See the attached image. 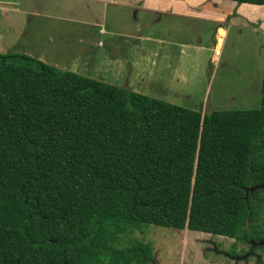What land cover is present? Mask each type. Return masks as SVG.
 Instances as JSON below:
<instances>
[{
    "label": "trees",
    "instance_id": "1",
    "mask_svg": "<svg viewBox=\"0 0 264 264\" xmlns=\"http://www.w3.org/2000/svg\"><path fill=\"white\" fill-rule=\"evenodd\" d=\"M149 224L264 239V77L203 113L0 53V264H152Z\"/></svg>",
    "mask_w": 264,
    "mask_h": 264
},
{
    "label": "rangeland",
    "instance_id": "2",
    "mask_svg": "<svg viewBox=\"0 0 264 264\" xmlns=\"http://www.w3.org/2000/svg\"><path fill=\"white\" fill-rule=\"evenodd\" d=\"M190 1L0 0V53L27 54L203 113L260 107L262 23L243 17L231 26L227 18L229 35L221 48L225 31L217 30L216 46L219 24L205 16L147 6L175 8ZM144 228L132 237L151 245L152 264H264V247L246 262L232 254L233 238L154 224ZM243 248L248 249L238 243L236 250Z\"/></svg>",
    "mask_w": 264,
    "mask_h": 264
},
{
    "label": "crops",
    "instance_id": "3",
    "mask_svg": "<svg viewBox=\"0 0 264 264\" xmlns=\"http://www.w3.org/2000/svg\"><path fill=\"white\" fill-rule=\"evenodd\" d=\"M178 2H181V0H178ZM213 3L215 4V6H212ZM147 6L153 7L155 9L171 10L175 14H182L191 18L193 17V15H195L196 18L205 16V18H203L204 20H211L212 22L219 24L216 28V35L218 39L216 46L218 45V43H220V37L217 30L223 29L225 31L221 48L224 47L225 40L229 35V30L224 25L226 24L225 22L229 20V18H231V21H229V24L231 26L237 25L238 23H243V17H246L250 22H253L255 24L260 21L264 27V5H255L249 3L237 5V2L232 0H191L185 5L176 4L175 8H166L161 5L153 6L150 4H147ZM257 10L259 12H257Z\"/></svg>",
    "mask_w": 264,
    "mask_h": 264
},
{
    "label": "flooded vegetation",
    "instance_id": "4",
    "mask_svg": "<svg viewBox=\"0 0 264 264\" xmlns=\"http://www.w3.org/2000/svg\"><path fill=\"white\" fill-rule=\"evenodd\" d=\"M258 245H261V246H263L264 247V239L263 240H260V241H255V240H251L250 241V245H247V247H248V249H245V248H243L242 250H237L239 253L238 254H236L237 256H239V257H241V256H249V258L250 257H252V256H255L256 255V251L254 250V247L255 246H258ZM261 257V256H260ZM242 258V257H241ZM249 258H247L245 261L247 262V260L249 259Z\"/></svg>",
    "mask_w": 264,
    "mask_h": 264
},
{
    "label": "clouds",
    "instance_id": "5",
    "mask_svg": "<svg viewBox=\"0 0 264 264\" xmlns=\"http://www.w3.org/2000/svg\"><path fill=\"white\" fill-rule=\"evenodd\" d=\"M223 237H224V236H223ZM227 238H233V239H234V237H227ZM234 241H235V239H234ZM248 257H249V256H248ZM248 257H247V258H248ZM240 258H241V257H240ZM247 258H246V259H247Z\"/></svg>",
    "mask_w": 264,
    "mask_h": 264
},
{
    "label": "water",
    "instance_id": "6",
    "mask_svg": "<svg viewBox=\"0 0 264 264\" xmlns=\"http://www.w3.org/2000/svg\"><path fill=\"white\" fill-rule=\"evenodd\" d=\"M248 257V255L247 256H244V257H242V259H246Z\"/></svg>",
    "mask_w": 264,
    "mask_h": 264
}]
</instances>
